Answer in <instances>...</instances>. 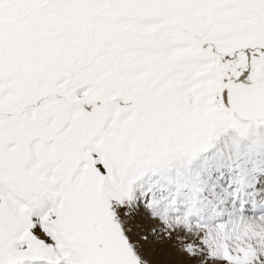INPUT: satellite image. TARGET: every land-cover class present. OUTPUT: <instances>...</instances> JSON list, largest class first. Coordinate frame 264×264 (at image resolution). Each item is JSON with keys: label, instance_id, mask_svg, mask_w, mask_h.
<instances>
[{"label": "snow or ice", "instance_id": "6c2138e0", "mask_svg": "<svg viewBox=\"0 0 264 264\" xmlns=\"http://www.w3.org/2000/svg\"><path fill=\"white\" fill-rule=\"evenodd\" d=\"M0 264H264V0H0Z\"/></svg>", "mask_w": 264, "mask_h": 264}]
</instances>
